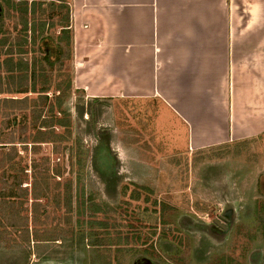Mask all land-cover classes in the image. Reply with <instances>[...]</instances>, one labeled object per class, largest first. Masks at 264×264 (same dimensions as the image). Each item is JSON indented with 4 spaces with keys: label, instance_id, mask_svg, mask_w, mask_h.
I'll return each mask as SVG.
<instances>
[{
    "label": "rangeland",
    "instance_id": "obj_1",
    "mask_svg": "<svg viewBox=\"0 0 264 264\" xmlns=\"http://www.w3.org/2000/svg\"><path fill=\"white\" fill-rule=\"evenodd\" d=\"M67 1L69 9L56 5L55 0H0V189L8 187L5 177L12 173L11 164L18 163L27 175L20 186L22 196L17 199L22 200V206L8 208L7 201L0 205V264H24L31 251H26L25 241L17 238L27 237L25 227L31 241L35 237L47 242L41 247H52L58 241L67 249L71 234L86 231L94 222L103 223L100 231L109 237L104 238L105 244L117 238L119 243L123 239L126 247L137 246L125 251L136 252L137 259L128 263L126 256L123 264H143L144 258L155 264H198L197 260L200 264H251L255 257L252 247L264 238V136L255 143L235 142L194 151L190 127L180 120L175 105L173 112L169 111L171 107L162 95L156 102L143 99L121 104L113 97L96 99L92 91L87 95L83 88L87 66L81 64L80 75L75 77L72 55L79 52L92 58L95 48L91 43L96 34L92 27L83 29L82 24L69 31L57 27L68 26L67 16L74 2ZM237 1L245 7L244 0L234 3ZM261 1H253L255 10L264 8ZM230 2L229 7H234ZM259 39L254 35L252 53L258 50ZM109 50L116 57V48ZM44 51H48L46 59ZM126 52L123 47L120 56ZM18 63L26 64L27 71L17 72ZM9 64L14 65L12 72H8ZM105 66L108 72L100 83L110 80L111 89L122 69L133 68L132 63L117 64L116 59ZM149 68L148 63L139 64L143 72L136 69V73L126 74L136 83L135 92L154 88ZM244 73L251 94L248 104L252 110L264 112V63L260 60L247 65ZM99 78H92L96 84L93 89L98 88ZM255 80H259L257 85ZM234 81L226 77L228 100ZM162 86L158 81L157 87L165 88ZM23 88L26 94L16 93ZM255 90L260 97L253 95ZM177 94L184 99L180 91ZM238 105L235 111L229 108V121L227 117L221 123L227 136L234 127L232 114L246 110L244 103H240L242 111ZM204 122L200 133L206 127ZM100 132L109 136L113 157L115 174L108 189L91 164L92 160L96 165L101 161L97 153L93 154L96 133ZM77 147L86 154L80 175ZM70 154L75 163L72 166L68 165ZM34 163L38 165L35 170ZM59 166L64 172L58 176ZM46 173L49 176L45 177ZM46 191L47 198L33 199L34 193ZM227 203L238 210L236 224L226 240L220 235V242L212 240L211 245L197 225L216 219ZM181 217L192 218L196 226L183 228ZM245 217H252V221L243 223Z\"/></svg>",
    "mask_w": 264,
    "mask_h": 264
},
{
    "label": "crops",
    "instance_id": "obj_2",
    "mask_svg": "<svg viewBox=\"0 0 264 264\" xmlns=\"http://www.w3.org/2000/svg\"><path fill=\"white\" fill-rule=\"evenodd\" d=\"M55 1L56 5L69 9L67 0ZM72 1L74 6L67 16L68 26L63 24L57 27L69 31L82 24L83 29L92 27V32L96 34L91 43V48H95L92 58L77 51L72 55L75 77L80 75L78 69L83 67L81 64L87 66L84 72V82L87 84L83 87L87 95L88 91H92L94 98L113 97L118 104L143 99L145 102H156L162 95L164 103L171 107L169 111L173 112L175 105L181 115L180 120L190 127L188 132L192 135L194 147L191 150L194 151L235 142L255 143L264 136V112L260 108L261 111L251 109V94L244 73L247 65L252 66L260 60L261 64L264 63V8L254 9L253 4L257 0H244V8L240 7L243 6L240 1L234 3L236 0H232L234 7H229L230 0ZM254 35L260 39L258 50L252 53ZM111 46L116 48V57L109 50ZM83 47L90 49L89 45ZM123 47L127 52L120 56ZM115 59L117 64L132 63L133 68L122 69L121 73L124 72L118 75L115 88L111 89L108 88H113L108 83L110 80L105 83H100V80H104L103 74L108 72L105 65H112ZM146 63L150 65L148 74L154 88L135 92L136 83L133 79H127L126 74L130 71L136 73L139 64L141 67ZM139 71L143 72L141 69ZM94 76L100 78L98 88L93 89L96 85L92 79ZM227 76L235 80L230 100L226 97ZM158 81H162L165 88H158ZM254 82L257 85L259 80ZM178 91L184 95V99H180ZM258 94L259 91L255 90L253 95L260 97ZM232 100L239 104L238 109L242 107L240 103H244L246 110L232 114L234 127L228 130L227 136L226 127L221 123L223 120L226 122L230 110H237ZM200 110L203 111L202 117ZM202 120L206 127L200 133ZM103 186L109 187L105 183ZM102 224L90 223L86 231L71 234L67 249L60 247L58 241L52 247H41L47 242L41 243L42 240L32 238V247L26 245L31 253L25 257L24 264H123L126 256L128 263L136 260V252L125 251L137 246L126 247L124 240L119 243L117 238L107 244L103 242L104 238L108 240L109 237L100 231ZM260 239L252 247L251 253L255 251V257H252L251 264H258V259L259 264H264V238Z\"/></svg>",
    "mask_w": 264,
    "mask_h": 264
},
{
    "label": "flooded vegetation",
    "instance_id": "obj_3",
    "mask_svg": "<svg viewBox=\"0 0 264 264\" xmlns=\"http://www.w3.org/2000/svg\"><path fill=\"white\" fill-rule=\"evenodd\" d=\"M1 8H0V17H1ZM98 142L95 145V148H93V154L97 153L98 161L97 165L96 163L92 162L94 168H96L97 173L100 175V177L103 179L104 183L111 188L112 178L115 174L113 169L114 166L112 165V154L111 150L109 149V136L107 134L103 133H96ZM104 153V154H103ZM103 154V155H101ZM100 155V156H99ZM106 157V158H105ZM101 162V164H100ZM102 162L104 163V166H102ZM223 213L219 215L216 219H213L212 221L209 220L207 223L200 222V224L197 225V228L200 230V232H205L209 239L207 241L214 245L213 241H219L220 235H222V239L226 240L229 234H231L234 224H236L237 217H238V210L234 207L232 204H225L224 210H222ZM184 218V217H183ZM181 217L180 222L183 228L188 229V225H195V222L192 220V218H184ZM247 221L246 218H244L243 223ZM178 222V221H177ZM190 223V224H189ZM229 228L228 231H224V228ZM185 234V233H182ZM213 240V241H212ZM220 242V241H219ZM165 251V249L163 250ZM157 260V259H156ZM162 260V259H161ZM165 263L167 260H163ZM143 264H155L152 261H148L145 258L142 259ZM203 262V261H202ZM197 263H199V260H197ZM162 264V263H161ZM168 264V262H167Z\"/></svg>",
    "mask_w": 264,
    "mask_h": 264
},
{
    "label": "trees",
    "instance_id": "obj_4",
    "mask_svg": "<svg viewBox=\"0 0 264 264\" xmlns=\"http://www.w3.org/2000/svg\"><path fill=\"white\" fill-rule=\"evenodd\" d=\"M44 54H45L44 58L45 59L48 58V51H44ZM9 65H10L9 66L10 68H8V72H12V70H13L12 68L14 67V65H12V64H9ZM16 68H17V72H22L23 70L27 71V65L23 64V63H18ZM16 93L26 94L27 89L23 88V89L17 90ZM60 112L62 114H65V111L61 110ZM43 124H44V126H42V127L43 128L46 127L45 123H43ZM67 130H68L67 133H69V129H67ZM60 139H62V141H63V138H60ZM43 142H46V139H42V143ZM22 143H24V142H22ZM75 157H76V166L78 167V174L80 175L82 173V169H83L85 162H86V154H84L81 147H77V153H76ZM68 159H69L68 165H70V166L75 165V163L72 160L71 154H70ZM32 167L35 170L38 167V165L36 163H34ZM45 167L47 170L46 164H45ZM9 168H10V171H12V173H9L8 176H6L7 178L5 177V179L8 180L7 189H0V205H4L7 201V204H5V205H7L8 208H11V206L14 204H16V205L18 204L21 207L23 202H22V200L17 201V199L19 197L21 198V196H22V193L24 190L21 189L20 186L27 180V175L25 173H23V168H21L20 165H18V163L11 164ZM63 170H64L63 167L59 166V168H57L55 174L59 176L61 173L64 172ZM24 171H25V169H24ZM33 174H34V171H33ZM46 174H48V173H46ZM46 176H49V174L45 175V177ZM35 178H36V176H35ZM43 180H45V179H43ZM44 184H45L44 186H45L46 190H49L48 184L46 182ZM33 190L35 191L34 187H33ZM38 191H39V189H38ZM40 198H47V191H46V193L45 192H38L36 194L35 193L33 194L34 200H38ZM34 206H36V202L33 203V207ZM34 211H35V209H34ZM245 218L247 219L248 222L250 220L252 221V217H245ZM25 230L27 232V237H26V235L23 237L20 235L17 238V240L25 241V244L29 245V243H31V235L28 233L29 232L28 227H25ZM2 235H4V234H2ZM3 239H5V238H3ZM34 239H36V241L38 240L35 237H34ZM27 251H30V249H27ZM28 255H29V253H28Z\"/></svg>",
    "mask_w": 264,
    "mask_h": 264
},
{
    "label": "water",
    "instance_id": "obj_5",
    "mask_svg": "<svg viewBox=\"0 0 264 264\" xmlns=\"http://www.w3.org/2000/svg\"><path fill=\"white\" fill-rule=\"evenodd\" d=\"M225 230L224 231H228L229 230V228L227 227V228H224Z\"/></svg>",
    "mask_w": 264,
    "mask_h": 264
}]
</instances>
